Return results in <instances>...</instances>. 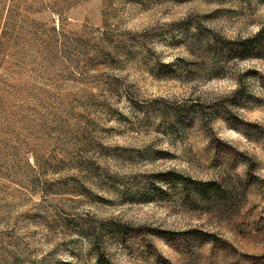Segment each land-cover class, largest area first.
<instances>
[{"label":"rangeland","instance_id":"obj_1","mask_svg":"<svg viewBox=\"0 0 264 264\" xmlns=\"http://www.w3.org/2000/svg\"><path fill=\"white\" fill-rule=\"evenodd\" d=\"M99 252L264 264V0H0V264Z\"/></svg>","mask_w":264,"mask_h":264},{"label":"trees","instance_id":"obj_2","mask_svg":"<svg viewBox=\"0 0 264 264\" xmlns=\"http://www.w3.org/2000/svg\"><path fill=\"white\" fill-rule=\"evenodd\" d=\"M261 36V34H258L257 36L254 37L255 38H259ZM252 39H248L244 41V49L245 50H249L252 46L253 43H255L256 41ZM168 175H170L171 179L169 180L170 182H182L183 184H187L189 181H191L190 178L184 177L183 175L176 173V172H170L168 173ZM196 187H197V193L203 197L206 198H210L212 197V194H217L219 193V195L221 194V196H223L224 194L227 193L226 190L222 189L220 186H216L214 183L211 184H206L205 182L202 181H195ZM207 185H209V187H207ZM198 235L201 239L202 242H209L211 240H218L217 237H215V235L210 234V233H206L204 231H197ZM167 234L170 235H175L176 233L174 232H168ZM165 238H167V235H164ZM98 262L99 264H113L106 256L105 253L103 252H99L98 253Z\"/></svg>","mask_w":264,"mask_h":264}]
</instances>
